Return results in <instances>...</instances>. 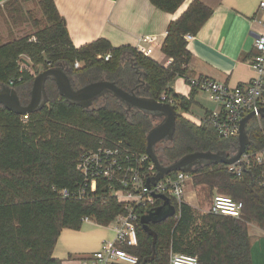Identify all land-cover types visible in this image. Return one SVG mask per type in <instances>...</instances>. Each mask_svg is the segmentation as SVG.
<instances>
[{
    "label": "trees",
    "instance_id": "1",
    "mask_svg": "<svg viewBox=\"0 0 264 264\" xmlns=\"http://www.w3.org/2000/svg\"><path fill=\"white\" fill-rule=\"evenodd\" d=\"M28 1L11 0L6 6L15 11ZM150 1L164 12L175 13L186 0ZM39 5L45 25L36 21L34 34L0 41V86L14 89L23 106L29 105L34 80L40 74L31 73V64L23 59L28 57L34 67L64 68L75 90L106 81L139 98L159 102L165 95L174 99L177 119L171 145L160 153L156 149L164 166L195 153L236 155L238 137L220 138L209 123L211 114L201 125L182 115L195 104L197 90L184 97L171 88L179 77L186 83L192 78L188 71L192 54L185 36L196 35L212 15L201 0H192L168 27L162 47L172 60L168 67L133 48H114L104 39L77 49L54 0H40ZM258 54L254 50L253 56ZM108 55L111 59L106 61ZM77 62L81 64L78 69ZM45 91L47 104L28 115L27 124L22 116L0 106V264H62L54 250L64 229L79 230L85 218L109 226L118 215L126 214L123 206L109 199L107 183H99L96 192L98 198H107L105 205L101 201L64 200L58 191L78 188L84 181L77 168L78 158L101 141L109 146L123 143L130 150L145 153L147 136L157 126L151 115L129 109L111 93L85 108L64 99L52 79L46 81ZM246 133L251 151L264 148V137L254 119L247 123ZM191 173L194 185L206 194L213 196L217 190L243 202L242 219L200 215L187 203L179 209L172 200L179 218L149 223L147 231L141 218L148 211H141L138 245L122 249L136 256L138 264H170L172 252L196 256L201 264H254L249 225L264 231V188L255 173L246 172L237 179L223 164L208 162L196 165Z\"/></svg>",
    "mask_w": 264,
    "mask_h": 264
},
{
    "label": "crops",
    "instance_id": "2",
    "mask_svg": "<svg viewBox=\"0 0 264 264\" xmlns=\"http://www.w3.org/2000/svg\"><path fill=\"white\" fill-rule=\"evenodd\" d=\"M11 0H0V8ZM77 49L97 40H107L114 48L130 47L164 67L172 60L162 47L171 22L179 19L192 0H186L175 13H167L150 0H54ZM212 10L211 17L188 41L192 54L188 71L229 87L250 83L257 73L251 66L257 40L264 33V0H201ZM8 7V5H7ZM171 88L189 97L192 89L184 78H177ZM220 106L197 90L195 104L182 115L201 125ZM193 186V185H192ZM187 193V190H186ZM188 202V201H187ZM194 209L196 203L188 202ZM254 264H264V231L249 225ZM113 226L84 221L79 230L64 229L54 250L62 264H95L94 255L103 242L113 241Z\"/></svg>",
    "mask_w": 264,
    "mask_h": 264
},
{
    "label": "built area",
    "instance_id": "3",
    "mask_svg": "<svg viewBox=\"0 0 264 264\" xmlns=\"http://www.w3.org/2000/svg\"><path fill=\"white\" fill-rule=\"evenodd\" d=\"M261 7L264 8V3ZM185 39L188 42L193 39V35H187ZM257 50L259 54L251 61L257 77L246 85L229 87L203 77H192L187 83L191 89L205 92L211 101L220 106V109L211 113L209 119V123L216 128L220 138L239 137L240 123L251 113L255 114L251 120H255L264 137V118L260 113V110L264 109V33L259 35ZM110 59L111 55L105 57L106 61ZM80 67L81 64L77 62L75 68ZM159 102L176 107V101L165 95ZM28 121V115L22 116L24 124ZM224 166L237 179L242 178L246 172H254L256 179L264 188V148L251 151L249 144L237 163ZM77 168L84 181L75 191L69 189L58 191L61 199H73L89 204L101 201L105 205L107 198L100 199L96 195L98 184L103 182L107 183L109 199H114L127 211L126 214L118 215L110 224L114 227L115 238L113 241L103 242L100 250L94 255L95 264H138V258L122 247L138 245L137 227L140 212L153 210L163 204V200L155 198L156 195L174 200L180 209L182 204L187 203L185 195L188 185L194 186V175L191 172H177L175 176H165L153 184L152 181L158 172L149 155L146 152L130 150L123 143L109 146L101 141L97 148L83 153L78 158ZM205 213L242 219L244 204L216 192ZM176 218H179V215L176 214ZM88 220L94 219H84ZM170 264L201 262L196 256L172 252Z\"/></svg>",
    "mask_w": 264,
    "mask_h": 264
},
{
    "label": "water",
    "instance_id": "4",
    "mask_svg": "<svg viewBox=\"0 0 264 264\" xmlns=\"http://www.w3.org/2000/svg\"><path fill=\"white\" fill-rule=\"evenodd\" d=\"M48 79L55 81L60 95L72 104H79L85 108H89L94 100L103 97L106 93H111L121 102L126 103L129 109L135 108L141 110L153 118L160 120V123L147 136L146 153L153 161L158 172L156 178L152 181L153 184L174 172H191L196 165L202 162L233 165L240 160L247 146L250 144L246 133V125L254 117V113L249 114L240 123L239 148L236 155L227 157L224 154L195 153L185 156L170 166H164L160 163L156 154V145L163 140L168 139L172 141L177 119V110L174 106L139 98L135 94H129L118 88L115 84L106 81L90 84L75 90L62 67L50 68L36 76L31 92V101L27 106L21 104L14 89L4 85L0 86V106L19 116H26L39 111L48 101L45 91V83ZM260 113L264 118V109H261ZM155 198L163 200V204L148 211L141 218L144 229L147 231H149V223L159 224L169 218L175 217L177 214L176 207L170 198L163 195H156Z\"/></svg>",
    "mask_w": 264,
    "mask_h": 264
},
{
    "label": "rangeland",
    "instance_id": "5",
    "mask_svg": "<svg viewBox=\"0 0 264 264\" xmlns=\"http://www.w3.org/2000/svg\"><path fill=\"white\" fill-rule=\"evenodd\" d=\"M39 2L40 0H30L21 4V7L15 11L12 9H8L7 6L0 8L1 42L19 39L28 35H32L37 31L38 26H35V22H43V15L41 13ZM43 25H45L44 22ZM23 59L25 60V62L31 64V70L29 68L31 73L35 74L37 71L39 73L45 71L44 67L41 65L34 67V63L28 57H23ZM154 122L158 125L160 123V120L154 118ZM170 145L171 141L168 139L159 142L156 145L157 152L160 153L162 148ZM216 192L218 191L214 190L213 195ZM185 197L188 202L196 203L195 209L200 215H202L206 214L205 212H207L209 209L212 194H206L204 191H202V187H196L195 185L192 186L191 184H189Z\"/></svg>",
    "mask_w": 264,
    "mask_h": 264
}]
</instances>
